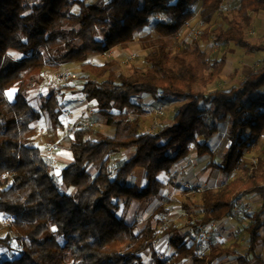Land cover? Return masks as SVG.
<instances>
[{
    "label": "trees",
    "instance_id": "16d2710c",
    "mask_svg": "<svg viewBox=\"0 0 264 264\" xmlns=\"http://www.w3.org/2000/svg\"><path fill=\"white\" fill-rule=\"evenodd\" d=\"M198 2L204 25L211 27L220 19L227 26L211 32L217 45L264 52L263 42L247 37L254 16L264 14V0H241L235 18L223 14L226 0H0V216L13 217L5 237L0 227V246L9 251L13 241L21 246L18 256L0 264H145L147 252L153 264H216L229 257L237 264H264L258 255L260 244L264 249V149L256 163L245 161L246 152L264 137V67L249 74L240 87L206 94L222 75L227 57L215 60L207 76H199L183 55L172 56L169 43L193 20ZM155 14L167 20L153 23ZM151 25L153 33L137 41L138 32ZM211 33L207 30L203 38L210 39ZM136 44L147 52V67L129 76H115L116 60L91 61ZM70 65L80 66L74 83L89 102L97 103L102 123L115 134L90 139V126H75L68 139L74 160L56 178L35 144L34 127L44 113L55 129L63 127L56 93L38 109L29 97L42 85L44 70ZM14 88L18 92L11 102L7 92ZM146 98L158 105L183 104L170 124L150 132L142 122L146 110L134 101ZM193 147L198 163H207L208 181L223 179L222 185L204 192L202 217L192 231L167 226L170 211L163 203L137 232L136 224L127 222L132 203L159 196L164 188L159 174L189 160ZM129 150V158L117 160ZM138 168L146 172L143 188L129 183ZM247 196L259 197L261 206L250 214L244 253L237 244H214L203 253L197 241L201 228L224 221ZM193 207L192 202L182 205L185 213ZM161 229L176 253L172 261L156 251Z\"/></svg>",
    "mask_w": 264,
    "mask_h": 264
},
{
    "label": "rangeland",
    "instance_id": "374dc122",
    "mask_svg": "<svg viewBox=\"0 0 264 264\" xmlns=\"http://www.w3.org/2000/svg\"><path fill=\"white\" fill-rule=\"evenodd\" d=\"M90 2H101V1H109V0H88ZM176 1V0H173ZM241 0H226L222 11L223 14L230 18L237 17L238 10L240 8ZM77 10V8H76ZM194 18L189 24L181 31V33L174 39H170L169 43L171 46L172 56H176L178 54L183 55L196 69V72L199 76H207L209 74V66L215 61L221 59L223 56L227 57L226 67L218 80L209 85L205 92L206 94H211L216 90H228L233 87H240L245 80V78L264 67V54H250L247 53L244 49L239 48L235 45H231L229 47H222L217 45L214 42V35L211 33L217 26L227 27L222 20L218 19L213 26L204 25L201 22L200 14L202 12L201 2H198L194 7ZM153 23L157 21H166L167 18L161 14H155L152 17ZM209 30L211 33V37L208 40L203 38L204 32ZM153 25L149 28L145 29V33H153ZM247 37L250 41L254 43H264V14L254 16V22L252 26L247 31ZM136 39H140V35H136ZM129 51L124 53L123 57L116 53L112 55L113 58H116L119 66L115 69V76L117 78L121 76H129L134 73L136 69H146L147 65L145 64V52L141 50L138 44L132 46ZM198 50V51H196ZM199 53H202L203 56H200ZM123 54V53H122ZM11 56L16 59L20 58L18 53L11 52ZM99 62H103L100 61ZM48 70V69H46ZM46 70H44L43 74H45ZM80 74V71L78 72ZM46 81V79H45ZM75 82V81H74ZM72 82V83H74ZM45 90L50 91L51 86L45 82ZM64 86L63 84L59 85ZM50 87V88H49ZM56 87V88H59ZM48 88V89H47ZM264 89V88H263ZM52 91V90H51ZM54 91V90H53ZM264 92V90L262 91ZM260 93H257L255 97H257ZM38 97H33V106L38 109L40 107ZM183 104V102L174 101L170 105H158L153 100H151L147 106H145L146 114L142 118L143 127L145 129H151L152 132H157L162 127L167 124H170L173 118L174 113L177 112L178 108ZM163 110L164 115L162 117L157 116L155 110ZM66 114V112L64 113ZM47 116V115H46ZM67 116V114H66ZM149 122L148 125H145ZM46 121V120H45ZM152 121V122H150ZM156 123V125H155ZM40 127L45 134L48 135L52 133V129L49 123H40ZM155 127H154V125ZM153 125V126H152ZM150 127V128H149ZM152 127V128H151ZM48 139L46 144L52 148L51 146L54 144V139ZM35 144L36 141H35ZM49 149V150H50ZM264 149V137L254 146H252L251 150L246 152L245 161L254 162L257 160ZM193 154H195V158L193 161L189 160L188 170L190 173L183 174L184 184L179 185L180 193L184 194V190L190 191L189 199L192 201L193 211L191 213H187L185 215V211L182 208V202H173V206L170 207V214L166 219V222H170L167 226L171 224H175L179 227L185 228V232L192 231V225L194 222L198 221L202 217L201 212V198L209 187L216 188L219 185H222L223 179H220L218 183H210L207 181V177H209V170L205 169L206 162L203 164H199L197 161V154L194 147L192 148ZM45 157L47 158L46 152H43ZM52 153V154H51ZM49 154L53 155L54 153L49 151ZM50 155V156H51ZM48 159V158H47ZM50 161V159H48ZM194 168L193 171H191ZM180 170L176 173L179 176ZM192 172V173H191ZM191 174V175H190ZM54 175H59V171L56 169L54 171ZM192 177L196 178V181L193 184H187L189 179ZM231 179V178H230ZM187 184V185H186ZM186 185V186H184ZM188 186V187H187ZM261 206V200L257 196H247L240 199L235 205V214L234 221L228 222L225 227L224 238L220 242H215L214 244H220L223 247H231L233 244H237L240 248L238 252L244 253L245 249L249 244V236L247 235L245 229L248 227L250 223V214L252 212L258 210ZM171 215V216H170ZM11 218L0 216V227L2 228V237H5L8 234V227L10 225ZM163 229L160 230V237L156 244V251L161 259L165 261H172L176 255L174 249L170 246L168 240L163 238L162 235ZM197 239V237H195ZM198 241V239H197ZM199 242V241H198ZM189 244H192V240L188 241ZM264 249L260 244V249L258 255L262 260H264ZM21 252V246L16 243V241L12 242V251L4 249L0 246V260L4 258H12L16 257ZM145 264H153V260L151 258V253L147 252L144 254ZM186 264H192V261H188ZM216 264H237L235 258H222L217 261ZM255 264H260L255 262Z\"/></svg>",
    "mask_w": 264,
    "mask_h": 264
},
{
    "label": "crops",
    "instance_id": "0c3cea01",
    "mask_svg": "<svg viewBox=\"0 0 264 264\" xmlns=\"http://www.w3.org/2000/svg\"><path fill=\"white\" fill-rule=\"evenodd\" d=\"M149 28V27H148ZM147 29V28H145ZM145 29H142L141 31L138 32V34L141 37H144L148 35L149 33H145ZM138 41V40H137ZM139 46V44H138ZM131 48L127 49H122V48H115L108 53L100 56H95L91 59L93 63L96 64H104L108 61L111 60H116V58L112 55H115L118 53V55H121L123 57L124 53L126 51H129ZM141 49V48H140ZM142 50V49H141ZM145 52V55H147V52ZM123 53V54H122ZM258 54H264V52L258 53ZM103 61V62H99ZM45 77L43 74V82L42 85H40L39 88L31 91L30 93V101L31 104L33 105V97L36 96L39 99H36L39 101V104L41 105V102L43 99H46L48 97H51L54 93H56L57 101L59 103V110L62 112V115L60 117L61 122L63 124L62 128L55 129L48 117L47 113H44L42 116L41 121L38 123L34 124V127L37 129V136L35 138L36 145L39 146L42 150V152H46L47 158L50 159V162L54 168V171L57 169L59 171V175L61 173V170L64 166L69 165L73 162L74 157L71 151L68 150L69 142L68 139L72 137V133L75 130V126L77 125H87L90 126L93 129V133L90 135V139H99L102 137H112L115 134V130L113 128H109L105 126L102 121L101 117L98 115L99 109L97 107L96 102H89L84 94L80 91L79 85L77 83L75 84V87L71 89H62L60 91H57L58 88H53L51 87L50 91L45 90ZM50 88V87H49ZM60 88V87H59ZM48 89V88H47ZM54 90V91H53ZM57 91V92H56ZM18 89L14 88L11 89L7 92V97L11 102L15 101L16 95H17ZM151 98H146L144 100H134L135 102H138L141 104V106L146 110L147 108L145 106L148 105V103L151 101ZM66 112V114H64ZM47 115V116H46ZM46 120V121H45ZM49 123L50 127L52 129V133H50L47 137L45 132L39 128L40 123ZM152 122V121H150ZM172 122V121H171ZM145 125H148L149 122H145ZM154 125V124H153ZM152 125V126H153ZM156 125V123H155ZM154 125V127H155ZM150 128V127H149ZM152 128V127H151ZM147 131H151V129H145ZM46 138L49 139H54L55 141L53 145H56L58 147V150L54 151L53 155L49 154V149L50 147L48 144H46L47 140ZM52 145V146H53ZM51 146V147H52ZM44 154V153H43ZM133 154L132 150L129 151H124L121 154L117 156V160L119 161L120 159H126L129 158ZM51 155V156H50ZM195 154H193V150L191 153V157L189 160L193 161V158ZM189 160L182 161L180 162L171 173H165L162 172L159 174L158 179L164 184V188L162 189L161 193L159 196L152 198L147 201L143 202H133L129 212L127 214V222L130 224H136V231L141 232L143 231L147 223L152 216V213L156 208H158L160 205L163 203H167L166 206L168 209L172 207L174 204L173 202H182L181 206L186 203H191L192 201L189 199L190 191L187 189L184 190V194L180 193L179 185L184 184L183 181V174L190 173L188 170V165H189ZM179 172V176L176 175V173ZM194 168L191 170L193 171ZM98 172V168H92L91 173L95 175ZM192 173V172H191ZM191 175V174H190ZM208 178V177H207ZM189 182L187 184H193L194 181H196V178L192 177L191 179L188 180ZM208 181V179H207ZM129 183L139 187L143 188L147 185V180H146V172L143 169H136L133 171ZM218 183V182H217ZM186 184V185H187ZM184 185V186H186ZM187 216V213H185ZM171 216V215H170ZM170 222H166L168 225ZM228 223L225 224V227L227 226ZM154 226H156V223H154ZM225 230V228H224Z\"/></svg>",
    "mask_w": 264,
    "mask_h": 264
},
{
    "label": "built area",
    "instance_id": "2783aa9c",
    "mask_svg": "<svg viewBox=\"0 0 264 264\" xmlns=\"http://www.w3.org/2000/svg\"><path fill=\"white\" fill-rule=\"evenodd\" d=\"M79 71V65L61 66L59 68L46 70L44 77L51 87L56 88L59 87V85L61 84H70L78 80ZM155 113L159 117H162L164 115L163 110L156 109ZM50 150L51 152H54L58 150V147L56 145H53ZM256 162L257 160H254V163ZM234 214L235 209L234 213L228 216L224 221L213 222L210 225L201 228L200 233L198 235V240L199 246L203 253H209L212 250L215 242H220L223 240L225 234V224L234 221ZM10 218L12 222L13 217Z\"/></svg>",
    "mask_w": 264,
    "mask_h": 264
}]
</instances>
